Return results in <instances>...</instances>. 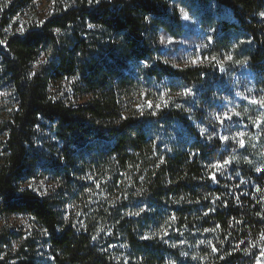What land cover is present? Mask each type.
Wrapping results in <instances>:
<instances>
[{"label":"trees","instance_id":"16d2710c","mask_svg":"<svg viewBox=\"0 0 264 264\" xmlns=\"http://www.w3.org/2000/svg\"><path fill=\"white\" fill-rule=\"evenodd\" d=\"M261 11L0 0V264H264Z\"/></svg>","mask_w":264,"mask_h":264},{"label":"snow or ice","instance_id":"6c2138e0","mask_svg":"<svg viewBox=\"0 0 264 264\" xmlns=\"http://www.w3.org/2000/svg\"><path fill=\"white\" fill-rule=\"evenodd\" d=\"M93 3H95V4H99V3H100V0H88V4H89V5H92ZM181 11L183 12V9H182ZM259 16H260L261 18H264V11H261V12L259 13ZM183 19H184V20H187V19H188V15H187V13H183ZM89 27L91 28V27H93V25H92V24H89ZM20 31H21V33H22V32H23V29H20ZM55 31L59 32V29H56ZM169 42H171V41H169ZM229 58H230V57H229ZM42 62H45V63H46V61H42ZM193 63H195V61H193ZM145 66H147V65H145ZM181 95H183V96L192 95V92H191L190 89H184L183 92L181 93ZM253 102H255V101H253ZM262 106H264V103H262ZM150 107H151V105H150ZM156 107L159 108V105H156ZM153 114H154V113H153ZM218 119H219V118H218ZM224 119H229V120H230V119H231V116H229V115H225V116H224ZM220 123L223 124V120H220ZM203 132H204V130L201 129V133H202V134H203ZM238 135L242 137L244 134H243V133H239ZM228 139H229V138H228L227 136L222 137V141H227ZM234 139H235V138H234ZM239 144H240L241 147H244V141H243L242 139L239 140ZM230 163H231L230 160H225V161H224V164H219V163H218V164H216V165H213V167H215L216 169L219 170V169H221L224 165H226V164H230ZM257 171L260 172V171H264V170H262V169H257ZM210 178L213 180V182H216V175H215V173H213V174L211 175ZM28 187H29L32 191H35V192H37V193L40 194V195H45V194H46L45 192H41L39 189L34 188L31 182H29ZM24 190H25L24 188H21V189H20L21 192H23ZM257 191H259V189H257ZM181 199H183V197H181ZM216 199H219V197H217ZM213 202H214V201H213ZM213 211H214V209H213ZM207 214H208V213L205 212V215H207ZM136 215H139V213H136ZM173 219H174V218H173ZM262 219H264V217H262ZM237 223H239V221H237ZM93 239H95V237H93ZM142 239H149V237H142ZM261 239H264V232L261 233ZM253 247H255V245H253ZM213 251H214V252L217 251L215 247H213ZM260 254H261L262 257H264V248H262V249L260 250ZM228 255H231V253H228ZM220 258L223 259L224 257H220ZM256 264H261V261H260L259 258H257V260H256Z\"/></svg>","mask_w":264,"mask_h":264}]
</instances>
